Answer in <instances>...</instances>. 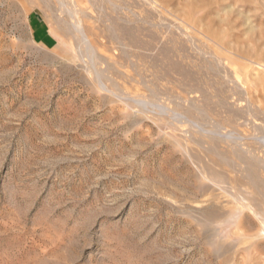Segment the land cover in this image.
Wrapping results in <instances>:
<instances>
[{
    "label": "rangeland",
    "instance_id": "374dc122",
    "mask_svg": "<svg viewBox=\"0 0 264 264\" xmlns=\"http://www.w3.org/2000/svg\"><path fill=\"white\" fill-rule=\"evenodd\" d=\"M0 264H264V0H0Z\"/></svg>",
    "mask_w": 264,
    "mask_h": 264
}]
</instances>
